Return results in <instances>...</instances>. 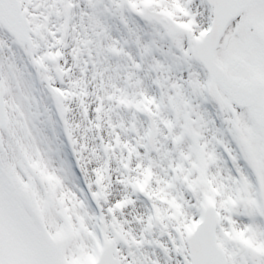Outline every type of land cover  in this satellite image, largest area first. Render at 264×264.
Masks as SVG:
<instances>
[{"label":"rangeland","instance_id":"rangeland-1","mask_svg":"<svg viewBox=\"0 0 264 264\" xmlns=\"http://www.w3.org/2000/svg\"><path fill=\"white\" fill-rule=\"evenodd\" d=\"M20 1L32 45L16 44L0 26L8 115L0 144V264H87L115 231L126 240L118 246L121 264H183L185 234L204 203L220 201L221 215L231 211L226 201L237 186L219 148L247 170L251 196H258L256 172L264 187V138L249 112L236 109L232 118L219 100L205 102L208 75L191 48L210 28L212 9L204 0ZM146 6L168 12L183 30L168 35L142 19ZM46 52L62 54L64 116L44 84L57 85L52 67L36 68ZM216 57L231 76L264 81V0H253L227 29ZM145 111L159 130L156 151L147 143ZM213 186L223 190L216 198ZM105 193L120 212L101 207ZM231 225L246 226L223 216L220 226ZM259 225L257 238L248 234L256 246L247 240L256 250L231 246L228 264H264Z\"/></svg>","mask_w":264,"mask_h":264},{"label":"water","instance_id":"water-1","mask_svg":"<svg viewBox=\"0 0 264 264\" xmlns=\"http://www.w3.org/2000/svg\"><path fill=\"white\" fill-rule=\"evenodd\" d=\"M208 2L215 9V28L210 32V39H205L195 42L194 52L198 59H200L210 72V85L215 88V82H219L231 100L235 101L240 107H249L251 114L257 125L264 131V102L262 100L261 85L256 82L245 83L238 79H232L225 73H222L215 61V51L219 39V34L223 31L225 25L233 20L238 14L247 6L250 0H208ZM20 6L17 0H0V22H2L11 33L15 34L18 41L29 42L28 39V25L25 21L24 14L20 12ZM148 17L156 18L158 21L166 24L160 19L159 15L147 14ZM163 18V17H161ZM171 32L176 30L175 26L169 27ZM55 65V72L62 82L63 73L58 67L57 59L50 60ZM214 91V89H213ZM3 95H0V126L4 125L3 113ZM58 99V98H57ZM155 130L152 131V144L155 146ZM201 238L199 234L194 235L190 240L192 264H221V258L214 261L211 258L208 260L204 258L198 259V254L201 251L196 246V242ZM111 251L107 250L106 255L103 256L102 263L118 264L112 258Z\"/></svg>","mask_w":264,"mask_h":264},{"label":"bare ground","instance_id":"bare-ground-1","mask_svg":"<svg viewBox=\"0 0 264 264\" xmlns=\"http://www.w3.org/2000/svg\"><path fill=\"white\" fill-rule=\"evenodd\" d=\"M70 123H71V122H70ZM71 124H72V123H71ZM98 189H99V190L101 189V190H103V192H105V188H104L102 185H99V186H98ZM115 195H118V194H115ZM106 196H107V194L105 193L103 197H106ZM108 198H109V197L107 196L106 199H103V201H104V208H105L106 206H107V207H110V208L112 209V213H114V211H115V212H120L119 209H116V208H115L116 205H115L111 200L109 201ZM122 221L125 222L126 224L129 223V222H127V221L124 219V215H122ZM157 249H163V250H164L163 245L158 243V244H157Z\"/></svg>","mask_w":264,"mask_h":264}]
</instances>
